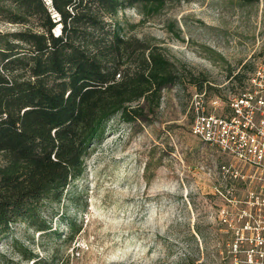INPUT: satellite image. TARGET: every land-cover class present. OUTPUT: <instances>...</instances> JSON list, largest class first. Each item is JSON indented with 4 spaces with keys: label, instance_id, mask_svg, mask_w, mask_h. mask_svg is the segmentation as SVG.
Returning <instances> with one entry per match:
<instances>
[{
    "label": "rangeland",
    "instance_id": "374dc122",
    "mask_svg": "<svg viewBox=\"0 0 264 264\" xmlns=\"http://www.w3.org/2000/svg\"><path fill=\"white\" fill-rule=\"evenodd\" d=\"M8 4L0 0V51L9 43L26 57L12 34L37 30L39 20H8ZM103 20L157 47L178 79L154 112L106 123L60 202L45 200L34 219L0 235V264H226L228 235L212 215L206 174L214 154L190 132L192 97L204 93V110L223 116L228 96L264 75V0H166L149 15L124 5Z\"/></svg>",
    "mask_w": 264,
    "mask_h": 264
},
{
    "label": "trees",
    "instance_id": "16d2710c",
    "mask_svg": "<svg viewBox=\"0 0 264 264\" xmlns=\"http://www.w3.org/2000/svg\"><path fill=\"white\" fill-rule=\"evenodd\" d=\"M6 1L8 20L39 23L12 34L28 46L26 57L9 43L0 51V235L34 219L45 200L60 202L110 119L154 112L163 88L178 79L157 47L129 41L103 20L124 5L149 15L166 0Z\"/></svg>",
    "mask_w": 264,
    "mask_h": 264
},
{
    "label": "built area",
    "instance_id": "2783aa9c",
    "mask_svg": "<svg viewBox=\"0 0 264 264\" xmlns=\"http://www.w3.org/2000/svg\"><path fill=\"white\" fill-rule=\"evenodd\" d=\"M256 75L228 96L226 115L205 111L204 93L192 97L190 132L214 154L206 174L212 215L228 235L226 264H264V75Z\"/></svg>",
    "mask_w": 264,
    "mask_h": 264
},
{
    "label": "bare ground",
    "instance_id": "6f19581e",
    "mask_svg": "<svg viewBox=\"0 0 264 264\" xmlns=\"http://www.w3.org/2000/svg\"><path fill=\"white\" fill-rule=\"evenodd\" d=\"M57 31H58V28H57Z\"/></svg>",
    "mask_w": 264,
    "mask_h": 264
}]
</instances>
